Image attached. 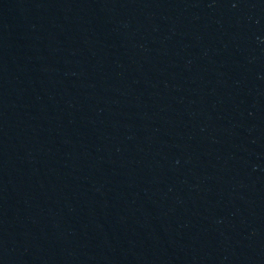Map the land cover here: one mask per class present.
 <instances>
[{
	"label": "water",
	"instance_id": "water-1",
	"mask_svg": "<svg viewBox=\"0 0 264 264\" xmlns=\"http://www.w3.org/2000/svg\"><path fill=\"white\" fill-rule=\"evenodd\" d=\"M0 264H264V0H0Z\"/></svg>",
	"mask_w": 264,
	"mask_h": 264
}]
</instances>
